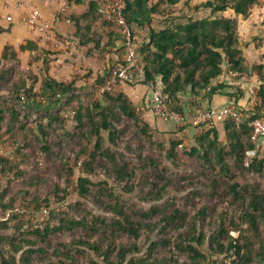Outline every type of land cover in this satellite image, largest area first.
<instances>
[{"label": "trees", "instance_id": "16d2710c", "mask_svg": "<svg viewBox=\"0 0 264 264\" xmlns=\"http://www.w3.org/2000/svg\"><path fill=\"white\" fill-rule=\"evenodd\" d=\"M107 0H90L88 10L81 16L70 15L69 20L74 25L75 32L71 41L74 46H87L92 44L93 50L101 52L102 49H108L113 46L114 35L121 30L111 22L102 19L99 9ZM127 2L130 0H126ZM182 0H154L151 5V13L162 16H168L162 21L163 28L157 29L149 25L148 37L139 44V57L143 64L144 80L140 82H128L130 85L137 83L143 85H154L160 91L162 102L172 113L184 114L186 108L183 106L182 96L190 95L192 98L199 97L203 90H206V98L211 101L213 96L220 94L230 97V102L234 101L238 110H240L244 119L237 123L231 118L224 119L223 130L226 135L227 150L220 147L218 123L214 120L204 129L196 138V146L189 150L190 156L201 157L205 162L213 164L215 161L219 165V176L229 180L237 173L238 175H247L250 172L262 175L264 174V157L259 153L252 160L249 166H246V152L255 148L251 141L252 128L249 123L254 119L261 117L264 113V64L253 65L250 67L246 62L245 54L240 46L238 21L236 18L224 15L226 11H233L236 17L241 16L246 20L251 10L259 5L261 0H206L194 6L195 10L200 8L209 9L211 15L200 19L188 18L184 21L176 13L175 6ZM85 0H75L74 4H83ZM187 5L188 3L185 2ZM127 14V13H126ZM128 17V16H127ZM129 19V18H128ZM130 20V19H129ZM100 22L103 29H107L109 40L104 45L97 31H93L96 22ZM130 22H132L130 20ZM146 22H149L146 21ZM143 25V22H137ZM7 31L0 27V33ZM112 31V32H111ZM121 33V32H120ZM39 41L28 40L19 48L12 45H5L0 54V91L5 89V85L12 86L8 93L1 98L9 99L5 102L7 111L0 109V126L6 121L5 133L15 141L17 148V159L23 161L25 150L28 146V136L23 132V120H28V114L33 105L26 102V111H21L15 101H21L26 96L27 99L37 97L47 98V109H54L63 105L64 99H67L69 105L77 96L72 94L77 90L74 78L70 82H61L50 75V58L56 53L39 45ZM33 53L30 59V66L38 64L40 66V77H34L30 86L26 82H10L8 77L16 72V67L21 65L20 54ZM116 56L111 59L114 64L118 62L124 66L127 63L123 59L122 52H113ZM224 66L228 67L230 72L239 73L243 78L252 71L259 75L261 84L259 85L258 101L249 107L240 105L239 101L243 95L236 96L227 89L233 86L225 81L213 84V80L222 75ZM86 79V78H85ZM120 81L123 78L118 77ZM105 85V78L97 77L96 81ZM40 81L39 92L34 89L35 83ZM240 94L243 92L240 91ZM55 96L58 98L54 99ZM194 101V100H193ZM186 102V100H185ZM196 102V101H195ZM228 102V103H230ZM227 103V104H228ZM200 99L197 106H200ZM250 104V103H249ZM31 105V106H29ZM190 108L194 109V114L204 110L213 111L212 107ZM73 118L77 126L83 128L87 126L85 143L87 148L92 139L95 138L93 149L88 153V160L83 163V172L91 175L96 173L99 162L105 164L111 163V167H105L107 172L120 185L127 186L131 190L129 182L135 177V171L129 170L127 163H121L117 153L110 146L103 136V132L108 133V142L116 146L121 135V130L117 125L122 117H125L135 124L138 132L149 145L156 146L157 149L164 152L165 146L162 142L154 140L151 133V126L142 119V113L131 99L123 92L113 96L109 90H105L99 100L92 101L90 104H82L80 101L74 106ZM7 113L9 118L6 119ZM48 125L54 122L65 123L67 118L58 115H48ZM38 130L44 135L46 126L38 124ZM0 131V138H2ZM2 136V137H1ZM181 145L179 140H171L170 148L166 150V157L172 161L175 159L177 148ZM46 150V146H41ZM211 152L214 156H210ZM233 161V166L229 160ZM11 161L0 157V171L2 173L20 170L19 161ZM108 162V163H107ZM235 170H234V168ZM217 183V181H215ZM103 183L98 187L102 191L105 189ZM97 186L89 177L78 178V191L80 197L84 200L92 199L98 205L100 210L116 215L112 222L107 223L105 219L95 217L90 213L78 214L77 217H70L69 212H52L53 216L58 217L55 225H46L37 227L30 232H22L18 238H9L0 236V264H77L78 259L74 257L73 251L76 247L82 246L94 251L106 264H264V233L261 229L264 223V187L258 184H241L233 182L228 185L229 194L234 198L241 200L244 204L241 212L243 223L247 225L245 232L238 235L235 230L225 226L228 219L227 215L220 213L215 221L219 226L215 228L210 235L200 230L197 224L199 219H205L209 216L208 207L201 208L194 220L189 224L185 223L186 215L181 212H173L162 220L153 222H144L145 226L140 224L135 218L128 214L124 207L117 202L107 204L104 199L92 189ZM160 193L157 197L160 199L165 195V184L157 188ZM106 193V191H104ZM107 195V194H106ZM60 201L62 197L55 195ZM82 203H77L81 205ZM150 217V216H147ZM164 224V226H162ZM179 225L178 233L174 238H168L164 235L166 227ZM9 228L7 220L0 222V230ZM82 229L86 232H101L102 238L106 239V245L101 240L89 241L87 238H73L67 241L47 242L51 236L63 232H74ZM110 232V235L109 233ZM147 236L145 240L141 239L142 234ZM152 235V236H150ZM127 236L129 241L122 242L120 238ZM34 237V238H32ZM119 240V243L117 241ZM259 243V247L254 249V244ZM41 244L40 246H37ZM146 254L140 258L132 259L133 256L141 253L144 247ZM173 247L179 254H172L160 258L157 254V248ZM207 247V251H205ZM19 255V256H18ZM41 257H37V256ZM182 256V257H181ZM131 257L130 259H128ZM39 259V260H38Z\"/></svg>", "mask_w": 264, "mask_h": 264}, {"label": "rangeland", "instance_id": "374dc122", "mask_svg": "<svg viewBox=\"0 0 264 264\" xmlns=\"http://www.w3.org/2000/svg\"><path fill=\"white\" fill-rule=\"evenodd\" d=\"M188 8L185 14L193 18L198 19L211 15L209 9L200 8L195 10L194 6H188ZM224 15L236 18L238 21L239 42L248 65L252 67L253 65L264 64V0H261L259 5L251 10V14L246 20L241 16L236 17L231 10L226 11ZM69 41V46L53 44L48 41L47 45L49 47L45 46L44 48L56 53L50 58L49 72L51 77L61 82H70L74 78L79 77L76 82L77 90L73 92L77 98L69 105L64 99L63 105L48 110H46L48 106L47 98L27 99L23 95L25 99L15 101L21 111L30 110L27 109L26 102L33 105L30 110L31 114H28V120L22 121L24 127L21 128L20 125V129H23L22 131L26 132L28 136V146L26 147L23 161L17 159L15 141L9 134L5 133L6 121L1 123L0 131L3 137L1 136L2 138H0V157L7 158L13 162L18 160L20 170L7 173L0 171V222L7 220L9 226L7 230H0V236L13 239L18 238L22 232L27 233L34 228H43L48 224L55 225L58 222V217L53 216L52 212L56 213V211H67L70 217H77L79 213H90L95 217L105 219L107 223L112 222L116 215L110 210L109 212L105 211L104 208L100 210L92 199L84 200L80 197L78 178L82 176L89 177L97 185L94 188L92 187V189L107 204L118 201L125 211L143 226H145L144 222L160 221L163 217L175 211L184 213L186 215L185 223L189 224L190 220L195 219L197 212L207 206L209 216L206 220L199 219L197 221L200 230L210 235L219 226L218 221H215L217 215L224 213V215L228 216L225 223L226 227L230 228V230H235L238 235L240 232H245L247 225L243 223L241 217L244 204L241 200L229 194L228 185L233 182H240L241 184H258L264 187V174L259 175L250 172L244 176L236 173L232 180H229L219 176V165L215 161L211 165L201 159V157L188 154L189 150L196 146V138L201 134L197 133L194 126L189 123V119L194 115V109L203 108L201 102L200 106H197L198 102L193 101V98L187 94L186 102L183 99L184 103L180 106L186 108L185 112H183L184 114H182L185 117V121L174 123V121L165 120L161 115L156 114L151 107H144L145 109H143L144 102H146L145 100H147L149 95L148 86L129 87V81L127 80L122 82L117 78L114 81L110 73L112 67L109 69L108 65L104 63V54L97 52L95 54L100 55H94L93 48H89V46L80 45L84 51L82 54L83 58L80 59L79 65L78 62L74 61V63L73 56L66 55L70 51L71 46H74L73 41ZM74 47L77 48L76 45ZM32 55L30 54L27 61L24 55L20 54L21 65L16 67V72L8 77L10 82H26L30 86L35 76L40 77L41 65L33 64L30 66ZM92 59H97V61L93 63ZM90 60L92 61L89 62ZM0 65H2V62ZM223 68V79L219 76L218 81H214L213 84L219 83L220 80L226 81L228 84L231 82L230 85L233 87L227 89V91H233L236 96L240 95L241 97L243 95V97L247 98L248 106H253V98L255 102L259 98L258 91L261 81L258 73L252 71L251 74L241 78L239 73L230 72L226 66ZM97 77L105 78V85L100 84L99 80L97 82ZM40 84V81L35 83L34 90L36 92H39ZM5 87V89L0 91V109L3 112L7 111L6 105L8 104L5 102L9 99L1 98V96L8 95V90L12 86L9 83ZM124 88L136 90L135 94L131 96L132 98H137L134 102L137 103V107L142 113V119L150 124L154 140L164 143L165 146L164 152H161L156 146L149 145L138 132L132 120L125 117H122L117 122L121 135L116 146L108 142V133H102L107 145H110L117 153L119 161L127 163L130 171L132 170L131 168L134 169L135 177L129 182V187H131L132 191H128L126 189L127 186L124 187V184L120 185L105 172L103 165L111 167L110 162L105 164L102 161L96 164L97 170L94 174L88 175L83 172V163L88 160V153L93 149L95 138L92 139V143L86 148L85 143L88 141L86 139L87 126L83 128L77 126L72 110L79 101L82 104H90L92 101L99 100L105 90H109L113 96H116L123 92ZM137 88H140L141 91H137ZM251 88L252 90L250 91L249 89ZM240 91L243 94H240ZM205 96L203 95L201 100H204ZM56 98L58 97L55 96L54 99ZM190 108H194L193 111L190 112ZM48 115H58L67 119L63 124L54 122L52 125L47 126ZM8 118L9 114L7 113L6 119ZM153 119L163 120L169 126L160 129L156 126ZM40 123L46 126L47 133L45 135L38 130V124ZM223 123L224 121L222 120L217 126V129H219V143L220 147L227 150ZM171 140H179L181 142V145L177 148L174 161L168 159L165 155L166 150L170 148ZM41 146H46V150H43ZM210 156H214V153L211 152ZM226 159L233 166V161L229 157H226ZM103 183H106L107 186L104 185L105 189L102 191L98 187ZM164 184L166 187L165 195L158 199L157 196L160 193L157 188ZM56 194L62 197L60 201L56 199ZM77 203L82 204L78 206ZM179 228V225H171L166 227L163 233L168 238H174ZM261 229L264 233V223H262ZM108 233L110 235V232ZM146 236L147 234L143 233L141 239L145 240ZM73 238H87L89 241L101 240L103 245H106V239L102 238L101 232L93 234L82 229H77L74 232L66 231L51 236L47 239V242L57 244V242ZM120 241L125 243L129 239L127 236H123ZM117 243H119V240ZM147 246L148 244L141 253L133 256L132 259L145 255ZM258 247L259 243L256 242L254 249ZM204 250L207 251V247ZM156 254L162 258L172 254L178 255L179 253L173 247L159 246ZM73 255L78 259L77 264H106L94 251L86 247H76ZM37 257L41 256L38 255ZM209 262L206 264H210ZM18 264L20 263L18 262ZM125 264H128V262Z\"/></svg>", "mask_w": 264, "mask_h": 264}, {"label": "crops", "instance_id": "0c3cea01", "mask_svg": "<svg viewBox=\"0 0 264 264\" xmlns=\"http://www.w3.org/2000/svg\"><path fill=\"white\" fill-rule=\"evenodd\" d=\"M89 1L90 0H85L83 4H74L69 10L65 12H60L57 4H48V3L43 2L42 0H0V27L7 30L3 33H0V50L2 51L5 45H12L15 48H19L21 44L26 43L28 40L39 41L40 42L39 45L42 47H45V46L49 47L47 45L48 41L52 42L53 44L57 43L56 40H52L51 38L45 35L41 36V33L38 30L33 29L29 24H27L25 19H26V16L29 15V13L31 12L32 8H37L41 11L43 21L46 23L49 29L53 30L52 32L55 34V36L59 40H63L65 38L66 39L71 38L75 32V28H74V25L69 20V17L70 15L81 16L84 13H86V11L88 10ZM204 1L206 0H182L179 4L175 6L176 13L174 16H179L184 21H187L188 18L190 17L193 18L192 16L185 14L189 9L188 6H195ZM153 2L154 0H130L126 2V13H127L128 18L132 21L131 22L132 26L135 29H137L140 26L137 22H143V21H145L144 24L151 25L157 29L163 28V24L161 22L166 20L168 16H162V15L151 13L150 9H151V5ZM185 2L188 3L187 6ZM8 16L12 18L11 22L7 20ZM194 19H197V18H194ZM148 20L149 22L150 21L152 22L151 23L146 22ZM93 31H97L99 33L102 45L108 42L109 40V37L107 35L108 30L103 29V26L99 21L95 23L93 27ZM113 40H114V43L112 47L105 49V50L102 49L101 51V53L104 54L103 55L104 63L108 65L107 67L109 69L113 65L112 63L113 61H111V59L112 58L115 59L116 57L113 54V52L121 53L122 46H123L122 36L120 33L115 34ZM59 44H62V43L60 42ZM88 46L89 48H93L92 44L87 45V47ZM69 50L70 51L66 55L67 56L72 55L73 62L74 61L78 62V65H79L80 59L83 58V55H82L84 53L83 47L77 46V48H75L74 46H71V49ZM93 53L94 55H97V56L100 55V54L99 55L95 54L97 53L96 50H93ZM22 54L24 55V58L27 59L28 61V57L30 56V54H33V53L25 52V53H21V55ZM92 60H90L89 62H91ZM96 61L97 59L93 60V63ZM219 78L220 77L214 79L213 82L216 80L218 81ZM221 78L223 79L222 75H221ZM122 82H124V80ZM132 82H140V81H132ZM219 82H222V80H220ZM229 84H231V82H229ZM134 85L135 86L129 84L128 86L129 87H138V86L147 87L148 86V85H143L140 83H137ZM148 87H149L148 88L149 95H148L147 100H145L146 102H144L143 109H145L144 107L150 108L148 104L151 99V87L150 86ZM249 90L251 91L252 88ZM137 91H141V89L137 88ZM135 92L136 90L134 89L132 90L131 88L128 90L124 88V91H123V93H125L131 99V101H133V103L137 106V103L134 102V100L135 99L137 100V98H132L131 96L135 94ZM206 93L207 91L203 90L200 96L193 98V100L198 102L199 99L201 100V98H203L202 97L203 95H206ZM181 98L185 100L187 99L185 95L182 96ZM229 99H230L229 96L217 94L213 96L211 101H208V99L205 97L204 100H201L200 102L204 107H212L214 108V110H216V109L222 108L228 102H230ZM239 103L240 105H247V98L244 97V99H241ZM222 120L223 119L219 117L215 119L217 123H220ZM154 121H155L154 123H156V126L159 127L160 129L166 128L169 126L163 120H154ZM258 153L260 157H264V139H262L258 144Z\"/></svg>", "mask_w": 264, "mask_h": 264}, {"label": "built area", "instance_id": "2783aa9c", "mask_svg": "<svg viewBox=\"0 0 264 264\" xmlns=\"http://www.w3.org/2000/svg\"><path fill=\"white\" fill-rule=\"evenodd\" d=\"M48 4H57L60 12H65L69 10L73 5L75 0H42ZM126 0H107L104 2L99 13L103 20L111 22L121 30L122 45L124 49L123 59L127 63L126 66L115 62L111 67V76L115 81L118 77L123 78L127 81H142L144 80V69L141 59L139 57V47L138 44L148 37L149 25H140L137 29L132 26V23L126 14ZM8 21H12L10 16L7 17ZM25 21L33 29L38 30L41 36L45 35L52 40H56L59 44V40L52 29H49L46 23L43 21L42 13L37 8H32L29 15L26 16ZM71 39L62 40L63 46H69ZM224 77V73L222 75ZM151 99L148 106L151 107L156 114L161 115L165 120H171L175 123H182L185 121V117L180 113L170 112L166 105L161 100V95L159 89L151 85ZM104 91V90H103ZM22 99H25L23 97ZM255 105V101L252 102ZM217 117L221 119L231 118L237 123L243 122L244 115L237 109L234 101L226 104L220 109L216 110H204L195 113L190 119V123L194 126L197 133H202L205 128H207L212 121ZM252 128L251 141L255 148L250 149L246 152L245 164L249 166L252 160L258 154V144L264 139V113L261 117L254 119L249 123Z\"/></svg>", "mask_w": 264, "mask_h": 264}, {"label": "water", "instance_id": "95a60500", "mask_svg": "<svg viewBox=\"0 0 264 264\" xmlns=\"http://www.w3.org/2000/svg\"><path fill=\"white\" fill-rule=\"evenodd\" d=\"M72 94H73V93H71V95H72ZM66 101H67V99H66ZM66 101H65V102H66Z\"/></svg>", "mask_w": 264, "mask_h": 264}]
</instances>
